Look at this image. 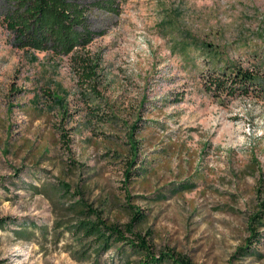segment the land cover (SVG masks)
Here are the masks:
<instances>
[{
    "label": "rangeland",
    "instance_id": "obj_1",
    "mask_svg": "<svg viewBox=\"0 0 264 264\" xmlns=\"http://www.w3.org/2000/svg\"><path fill=\"white\" fill-rule=\"evenodd\" d=\"M81 1L102 3L91 11L100 33L63 55L21 46L0 0V217L10 218L0 264L138 258L112 248L77 260L75 238L54 236L66 211L33 189L60 181L111 221H129L128 204L142 208L157 251L192 264H264V234L261 257L239 252L264 214V95L209 85L227 63L264 58V0ZM81 57L98 64L89 81L75 71ZM23 223L50 233L21 239Z\"/></svg>",
    "mask_w": 264,
    "mask_h": 264
},
{
    "label": "trees",
    "instance_id": "obj_2",
    "mask_svg": "<svg viewBox=\"0 0 264 264\" xmlns=\"http://www.w3.org/2000/svg\"><path fill=\"white\" fill-rule=\"evenodd\" d=\"M5 5L9 26L16 34L18 43L23 47L35 50H48L57 54L69 55L79 49H86L100 33L92 24L91 11L101 2L85 4L81 0H1ZM105 5V4H104ZM103 5V6H104ZM109 10L113 8L109 7ZM259 53H255V55ZM33 58H37L35 55ZM97 63L86 58H77L75 71L85 80H90L97 73ZM264 58L261 56L259 65L243 66L238 63H227L219 74L210 80V89L216 94L259 96L264 95ZM61 100V99H60ZM142 120V118H139ZM138 121L131 135L139 133ZM141 139L134 138L132 150L138 154ZM133 160L129 161L132 164ZM128 180L132 170L127 169ZM194 186L184 185L182 190ZM35 193L43 194L53 206H61L66 211L62 219L53 225L54 236L61 239L67 232L74 238L77 249L72 251L79 261L92 257L99 258L105 252L116 248L119 252L131 251L138 255L133 264H192L185 256L174 251H157L149 238L150 232L144 233L143 226L147 213L142 208L128 204L131 218L121 223L111 221L89 203L79 188H73L72 183L44 182L34 186ZM130 197V195H128ZM264 211V210H262ZM264 213V212H263ZM259 217L261 218L259 220ZM9 217H0V230L9 225ZM250 231L251 240L240 247L243 256H258L262 243L263 231L258 229L264 225V214H256L252 218ZM16 233L19 238L31 240L35 234L48 236V226H38L36 223H23ZM33 227V228H32Z\"/></svg>",
    "mask_w": 264,
    "mask_h": 264
}]
</instances>
